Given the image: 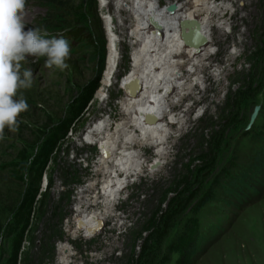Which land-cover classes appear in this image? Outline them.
<instances>
[{
	"label": "rangeland",
	"instance_id": "obj_1",
	"mask_svg": "<svg viewBox=\"0 0 264 264\" xmlns=\"http://www.w3.org/2000/svg\"><path fill=\"white\" fill-rule=\"evenodd\" d=\"M104 2L112 28L120 27V60L98 100L107 50L99 0H25V29L63 36L70 55L63 70L44 67L43 57L22 62L33 72V86L20 90L29 107L0 138V264H58L62 242L73 250L70 264H187L181 249L192 253V264H264V196L237 209L218 186L264 129V0H233L225 34L211 31L206 73L221 68L222 75L181 100L188 121L171 126L163 168H143L123 186L115 218L67 240L78 191L94 178L102 148L87 144L86 132L100 118H119L132 63L133 16L118 10L117 0ZM154 149L143 151L149 167Z\"/></svg>",
	"mask_w": 264,
	"mask_h": 264
},
{
	"label": "bare ground",
	"instance_id": "obj_2",
	"mask_svg": "<svg viewBox=\"0 0 264 264\" xmlns=\"http://www.w3.org/2000/svg\"><path fill=\"white\" fill-rule=\"evenodd\" d=\"M161 1L117 0L115 4L118 10L133 16L130 22L132 63L124 84L136 79L139 86L130 91L124 88L118 101L117 120L100 118L86 132V143L101 142L102 148L95 164L94 178L78 191L76 217L67 240L91 233L110 217L115 218L116 214L112 212L121 200L123 186L131 185L133 179L144 173L143 168L148 167L152 174L163 168L171 126L174 123L184 125L188 121L186 114L190 108L179 109L181 100L189 95L194 97L193 90L197 85L202 92L207 89L201 87L207 79L222 75L221 68L214 69L212 75L206 73V63L214 48L215 37L210 33L213 30L225 34L223 30L229 25L225 16L233 8V0H166V4ZM104 3L99 0L106 17ZM170 4L175 5L173 11L168 9ZM23 18L28 20V13H23ZM181 19L198 20L207 43L199 49L185 45L180 31ZM126 20L128 18H123L124 22ZM111 23L107 15L104 24L107 50L95 96L98 100L112 86L120 60V38L116 35L120 27L113 29ZM176 95L179 98L176 99ZM148 147L155 148L151 167L146 165L143 153ZM58 253V264L72 262L74 253L67 243L58 246Z\"/></svg>",
	"mask_w": 264,
	"mask_h": 264
},
{
	"label": "clouds",
	"instance_id": "obj_3",
	"mask_svg": "<svg viewBox=\"0 0 264 264\" xmlns=\"http://www.w3.org/2000/svg\"><path fill=\"white\" fill-rule=\"evenodd\" d=\"M25 0H0V138L5 128L14 131L18 116L28 109L20 90L33 86V72L23 68L27 57L44 58V67L63 70L70 55L69 42L63 36H49L39 28L23 23Z\"/></svg>",
	"mask_w": 264,
	"mask_h": 264
},
{
	"label": "trees",
	"instance_id": "obj_4",
	"mask_svg": "<svg viewBox=\"0 0 264 264\" xmlns=\"http://www.w3.org/2000/svg\"><path fill=\"white\" fill-rule=\"evenodd\" d=\"M105 64V47L102 48L100 59V71H103ZM256 132V140L247 159L242 163H235L237 169L227 176H223L218 186H221V197L232 201L237 209L244 208L264 196V129ZM223 181V182H222ZM196 227V226H195ZM181 238L185 239V236ZM181 257L186 259L187 264H192V253L186 250H178ZM185 262V263H186Z\"/></svg>",
	"mask_w": 264,
	"mask_h": 264
},
{
	"label": "water",
	"instance_id": "obj_5",
	"mask_svg": "<svg viewBox=\"0 0 264 264\" xmlns=\"http://www.w3.org/2000/svg\"><path fill=\"white\" fill-rule=\"evenodd\" d=\"M168 9L173 11L175 9L174 4H170ZM180 31L184 44L190 47L199 49L201 46L207 43V38L203 34L200 26V22L195 19H181L180 20ZM138 80H133L125 85L126 90H132L135 87L138 88Z\"/></svg>",
	"mask_w": 264,
	"mask_h": 264
}]
</instances>
